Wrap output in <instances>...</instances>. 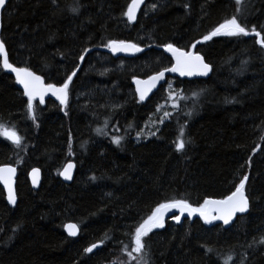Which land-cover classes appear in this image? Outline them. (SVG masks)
I'll list each match as a JSON object with an SVG mask.
<instances>
[{"label":"trees","instance_id":"1","mask_svg":"<svg viewBox=\"0 0 264 264\" xmlns=\"http://www.w3.org/2000/svg\"><path fill=\"white\" fill-rule=\"evenodd\" d=\"M130 2L9 0L2 12L9 63L47 85L61 86L79 71L67 108L34 101L33 121L0 59V124L23 138L17 147L0 136V166L18 169L15 208L0 187V264H138L135 229L159 204L184 199L199 207L225 198L244 176L246 216L229 229L167 221L145 238L143 258L147 264H264V47L257 43L264 37V0H147L134 25L123 15ZM232 16L261 37L203 40ZM113 40L144 50L131 58L93 51ZM168 43L203 56L211 74L168 79L142 103L132 80L172 65L158 50ZM181 131L190 143L177 151ZM113 137L123 139L116 145ZM68 162L75 172L64 183L59 173ZM33 168L42 174L37 191L27 177ZM67 223L77 225V238L65 235ZM93 244L101 248L87 253Z\"/></svg>","mask_w":264,"mask_h":264},{"label":"snow or ice","instance_id":"2","mask_svg":"<svg viewBox=\"0 0 264 264\" xmlns=\"http://www.w3.org/2000/svg\"><path fill=\"white\" fill-rule=\"evenodd\" d=\"M237 4L241 3V0H236ZM6 0H0V8L5 6ZM144 3V0H131L128 4L126 11L123 13L127 17L129 22H135L137 19V12L140 10L141 5ZM151 9L154 11L156 5H150ZM187 7V6H186ZM239 10V9H238ZM73 12H78V8H73ZM264 27V26H262ZM255 35L256 37H261L260 31H257L255 26L250 30L246 24H242L237 16H232L229 19H226L224 22L220 23L212 31L203 37L204 41H210L214 37H248L250 35ZM200 43V41H197ZM264 47V37H261L257 41ZM106 47L110 49L113 53L117 52H142L144 49L139 47L135 43H129L125 41H110ZM195 48V44L192 45ZM165 51L172 54V57L175 59V64L171 67H165L163 70L159 71L155 75H152L146 81L136 80L137 85L144 84L146 87L137 88V91L140 96V100L143 101L148 92L156 86V84L165 78V73L167 72H176L181 76H207L211 72V66L204 61L203 56L193 53L191 51H184L178 47H175L172 43L164 45ZM86 51H90L86 50ZM0 57H2V64L4 69H8L11 72L15 73L16 80L19 84L23 86L24 95L27 99V112L29 117L35 121V108L34 101L39 98L41 104L44 103L45 95L49 92L59 100L60 104L66 109L68 106L69 100V87L73 82V78L77 75L79 68L73 70L70 75H68L65 81L61 86L57 87L54 84H48L45 86L44 81L41 76L36 75L33 71L28 68L14 67L9 63L7 52L5 51V45L0 41ZM80 61H84L85 56L81 55L79 57ZM171 87V86H170ZM183 98V97H181ZM67 115V112H65ZM167 115V113H166ZM190 115V113L188 114ZM163 122V121H161ZM97 134H106L103 129H97ZM155 135V133H152ZM184 133L181 131L180 135L174 143L176 144L177 151H183L186 147V143L190 141H185L183 137ZM0 136L5 137L14 143L17 147L22 144V137L17 134L14 129H8L3 124H0ZM122 137H113L112 142L116 145L121 143ZM71 149V145H69ZM71 154V153H70ZM74 168L73 164H68L63 171L59 174L63 176L65 180L72 179V169ZM16 169L13 167H0V182H2L8 191V201L15 205L16 203V194L13 188V177L15 176ZM39 169L32 170L33 184L38 183ZM248 181V176H244L239 184L235 187V190L232 191L223 199L213 200L205 199L203 204L199 207H193L187 200L184 199H175L170 202L159 204L154 211L149 215L138 227L135 229V234L133 238L134 248L133 252L140 254L136 259L138 264H147V261L143 258V252L147 247L145 238L154 229H160L165 227V216L168 212L173 209H178L180 215H173V219L180 223L181 216L184 213H187L188 216H193L199 214L203 218L205 223H211L213 220H222L225 225L229 224L230 221L236 216L237 213H246L249 210L250 202L249 197L246 194V183ZM69 236H76L78 229L77 225L69 224L66 226ZM264 243V241H261ZM98 245L93 244L92 246L85 249L87 253H91L94 248H97ZM207 251L211 252V249ZM130 254V253H129Z\"/></svg>","mask_w":264,"mask_h":264},{"label":"water","instance_id":"3","mask_svg":"<svg viewBox=\"0 0 264 264\" xmlns=\"http://www.w3.org/2000/svg\"><path fill=\"white\" fill-rule=\"evenodd\" d=\"M8 1H9V0H6L5 6L7 5ZM146 2H147V0H144V3L141 5L140 10L137 12V18H138V16H139V14L141 13L142 9L144 8ZM5 6H4L3 8H0V41H1V16H2V12H3L4 8H5ZM126 18H127V17H126ZM127 21H128V20H127ZM136 21H137V19H136ZM136 21H135V22H129V21H128V23H129V25H134V24L136 23ZM95 50H98V51H100V52H104V53L110 54V55H112V56L115 57V58H122V57H123V58H131V57L137 55L138 53H140V52H136V53H133V52H117V53H113L112 51H110V49H109L108 47H106V48H98V49H94L93 51H95ZM158 50L161 51V52H163L164 54H166V55L171 59V61H172V65H171V66H173V65L175 64V59L172 57V54L169 53V52H167V51H165V48H164V47H159ZM5 51H6V50H5ZM184 51H186V50H184ZM188 51H191V52L195 53L193 49L188 50ZM196 54H197V53H196ZM0 59H1V63H2V57H0ZM14 67H15V66H14ZM2 68H3V64H2ZM3 70H4L7 74H9L10 76H12V77L14 78V80H15V82H16V84H17L18 89L22 92L23 96H24L26 99H28V98L24 95V89H23V86L17 82L15 73L11 72V71L8 70V69H4V68H3ZM157 73H158V72H157ZM155 74H156V73H154V74H152V75H155ZM210 74H211V72H209V74H208L207 76H200V75L181 76L179 73H176V72H167V73H165V78H164L163 80L159 81V82L156 84V86H155L154 88H152V90H151L150 92H148L146 98H145L143 101L140 100V96H139V93H138V91H137V88H138V87H140V88H144V87H146V85H144V84L137 85V83H136L135 81H136V80L146 81V80H148V78H149L150 76H152V75H150V76H148V77H146V78H138V77L134 78V79L132 80V87H133V89H134V92H135L137 98H138L142 103H145V102H146V101H147V100H148V99H149V98H150L155 92H157V91L159 90V88H160L161 86H163V85L167 82L168 79H180V80L203 79V80H205V79H207V78L210 76ZM42 80H43V79H42ZM43 81H44V80H43ZM44 84H45V81H44ZM45 86H47V85L45 84ZM57 87H59V86H57ZM47 100H51V101H53V102H55V103L61 105L60 102H59V100H57L56 97L53 96V95L51 94V92H49V93H47V94L45 95L44 103H45V101H47ZM35 101H37L39 104H41V103L39 102V98H37ZM44 103H43V104H44ZM43 104H41V105H43ZM62 106H63V105H62ZM68 164H73V165H74V168L72 169V173H71V174H72V179H73V175H74V172H75V164H74L73 162H68L67 164H65V166L63 167V169H64ZM0 167H13V168L16 169L15 176L13 177V188H14V191H15V194H16L15 186H16V178H17V168H16L15 166H12V165H4V166H0ZM33 169H38V168H33ZM33 169H31V170L29 171V173H28V182H29V185H30L31 189L34 190V191H37V190L39 189V187H40V183H41V180H42V174H41V171H40V169H39L38 183H37L36 185H34V184H33V178H32V170H33ZM63 169H62V171H63ZM60 179H61L62 182H64V183H70V182L72 181V179H71V180H65V179L63 178V176H61V175H60ZM0 187L2 188V190H3V192H4L5 200H6L7 204H8V206H9L10 208H12V209L15 208L16 203H17V199H16V203H15V205L11 204V203L8 201V191H7L6 186H5L2 182H0ZM211 199H212V198H211ZM213 200H218V199H213ZM249 209H250V206H249ZM248 213H249V210H248V212H246V213H237L236 216H235V217L230 221V223L227 224V225H225V224L223 223L222 220H213L211 223H205L204 220H203V218L200 217L199 214H196V215H193V216H188L187 213H184V215L181 216V218H180V222H183V221H185V220H189V221L199 220V221H201L202 223H205V224H207V225H212V224L218 223V224H221L224 228L229 229V228L234 224L235 220H236L238 217L246 216ZM173 215H180L179 210H178V209H173V210H171L170 212H168V213L166 214V216H165V223H166L167 221H172V220H174V219L172 218ZM69 224H74V223H67V224H65V226H64V228H63V231H64V233H65V235H66L67 237H69V238H71V239H75V238H77L78 235H79V228L77 227L78 232H77V235H76V236H69V234H68V230H67V228H66V226L69 225ZM75 225H76V224H75ZM96 245H98V247H97V248H94L93 251H92L91 253H94V252H96L98 249L101 248V245H100V244H96Z\"/></svg>","mask_w":264,"mask_h":264},{"label":"rangeland","instance_id":"4","mask_svg":"<svg viewBox=\"0 0 264 264\" xmlns=\"http://www.w3.org/2000/svg\"><path fill=\"white\" fill-rule=\"evenodd\" d=\"M234 1H235V3L237 4L236 0H234ZM241 1H242V0H241ZM146 3H147V2H146ZM237 5H239V4H237ZM172 106L174 107V104H172ZM174 109H176V108H174ZM166 116H167V115H165V116L163 117V114H162L161 117H163V119H165ZM2 137H3V136H2ZM4 138H5V137H4ZM172 221L176 222L175 220H172ZM160 229H162V228H160ZM156 230H159V229H154L152 232H154V231H156Z\"/></svg>","mask_w":264,"mask_h":264},{"label":"flooded vegetation","instance_id":"5","mask_svg":"<svg viewBox=\"0 0 264 264\" xmlns=\"http://www.w3.org/2000/svg\"><path fill=\"white\" fill-rule=\"evenodd\" d=\"M171 67V66H170ZM17 168V167H16ZM29 173V172H28ZM17 175H18V169H17ZM28 177V176H27Z\"/></svg>","mask_w":264,"mask_h":264}]
</instances>
